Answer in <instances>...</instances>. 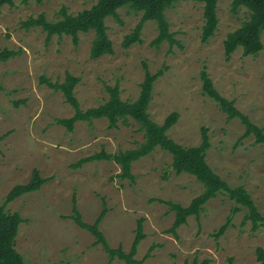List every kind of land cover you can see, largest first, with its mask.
I'll list each match as a JSON object with an SVG mask.
<instances>
[{
	"label": "rangeland",
	"instance_id": "rangeland-1",
	"mask_svg": "<svg viewBox=\"0 0 264 264\" xmlns=\"http://www.w3.org/2000/svg\"><path fill=\"white\" fill-rule=\"evenodd\" d=\"M233 0H218L217 29L206 43L201 41L203 4L180 1L165 11L169 32L176 44L164 41L155 47L156 23L148 21L139 43L125 49V37L133 32L141 13L119 9V20L107 18V36L113 55L90 58L94 33H80L76 44L70 36L47 35L40 27L25 28L29 18L43 14L46 21L90 9L97 0H31L0 9V53L15 56L0 61V205L17 185L31 181L33 171L49 179L39 190L18 197L5 211L23 219L15 250L25 264H127L111 259L88 230L69 217L73 208L81 221L99 223L107 245L130 252L137 221L143 219L144 239L133 256L141 264H257L256 249H264V229L255 232L251 223L241 226L245 211L232 216L223 236L215 232L226 222L234 203L219 194L202 206L198 219L189 217L176 230L168 231L175 214L166 202L188 206L204 191L188 174L176 175L171 155L155 149L132 163L129 179L120 178L121 167L113 161L83 159L105 152L117 154L137 149L144 133L132 119L110 127L107 119L77 122L72 131L57 121L74 116L73 107L61 91L43 82L62 84L67 75L77 78L73 92L80 110L104 105L107 88L117 86L122 102L134 103L141 91L146 66L151 75L162 70L153 84L147 113L162 125L172 113L179 118L167 132L175 143L199 146L206 130L210 147L206 163L230 187L242 186L258 211L264 214V145L254 137L243 138L245 126L226 115L204 95L200 74L205 71L216 91L250 122L264 132V31L262 51L244 56L241 47L229 59L224 41L248 20L241 7L232 12Z\"/></svg>",
	"mask_w": 264,
	"mask_h": 264
},
{
	"label": "trees",
	"instance_id": "trees-1",
	"mask_svg": "<svg viewBox=\"0 0 264 264\" xmlns=\"http://www.w3.org/2000/svg\"><path fill=\"white\" fill-rule=\"evenodd\" d=\"M15 0H0V9L3 6H13ZM22 4H27L31 0H19ZM37 4H41L42 0H33ZM180 1H193L203 4V17L205 23L201 41L206 43L213 37L217 29V2L218 0H97V3L90 9L83 10L76 15L67 14L62 9L61 14L63 18L55 22L46 21L43 14H40L36 19L29 18L23 23L27 29L40 27L46 33L47 39L52 36L62 37L70 36L74 43L77 42V35L80 33H94L90 49V58L98 59L105 55H113L111 42L107 36V27L105 20L113 18L119 20L118 10L127 7L131 11L141 13V18L133 32L127 35L122 43L125 49L131 45L139 43L140 33L146 22L152 21L156 23L158 28V36L153 42L157 48L161 43L167 41L172 46L177 41L173 39V33L169 32V24L165 18V11L171 8L175 3ZM245 8L249 12L247 21L234 32L227 35L224 41L225 56L230 58L231 54L239 47L243 50L244 56L256 57L263 49L261 43V34L264 31V0H233L232 12L238 11L239 8ZM14 52H1L0 61H6L15 56ZM145 77L141 84V91L138 99L134 103L122 102L119 99V91L117 86L107 88L109 99L104 104L97 108L89 109L85 112L80 110V106L74 97L73 89L78 83V79L67 75L62 84H51L43 80L45 84L54 90L61 91L65 97L66 102L73 107L74 116L67 120H58L60 125L65 126L68 131L73 130V126L77 122H91L92 120L105 118L109 122L110 127H116L118 122L126 123L128 119H132L139 125V130L144 133V142L133 150L119 152L117 154H108L101 152L93 155L87 159H83L74 164L73 167H78L84 162L94 160L113 161L121 167L120 178L129 179L131 182L134 177L131 175V166L148 155L155 149L171 155L172 169L176 175L183 173L193 176L197 182L202 184L203 193L194 198L191 203L183 207L179 204L166 202L169 209L175 214L174 222L169 233L175 237L176 230L187 223L189 217L199 218L203 211L202 206L209 200L216 198L217 195L222 194L234 203L230 215L226 218V222L215 232L214 237L219 238L224 235L231 224L232 216L245 211L244 218L241 222L243 226L246 222L251 223V230L255 232L259 229H264V214L260 213L250 195L244 190L242 186L230 187L225 181L219 178L213 170L206 163V152L210 144L206 130H203L201 135V143L199 146L185 148L169 137L167 132L176 124L179 115L177 113L170 114L162 125H157L152 122L147 113L149 103L151 101V94L154 82L163 75L160 70L156 74L151 75L144 66ZM202 81V90L205 96L212 100L218 108L223 112L227 121L239 119L245 126V133L243 138L253 136L255 143L264 145V132L262 129L253 125L250 120L244 116L234 106V101H229L222 97L214 88L212 81L209 79L207 73L202 71L200 74ZM49 182V179L41 178L38 171H33L31 181L26 185L15 186L6 196L2 205H0V264H25L22 256L15 250V241L18 234V229L23 219L17 213H8L5 207L10 202H13L20 196L36 192L42 185ZM106 211L103 210L98 220L93 225H87L81 221V217L76 209L73 208L72 219L77 226L88 230L95 236L97 242L102 244L104 250L109 254L111 259H123L127 264H141L135 261L133 256L136 252L137 245L144 239L142 233L143 219L137 221V228L135 239L132 243L130 252L128 254L122 253L120 248L111 249L108 247L102 233L99 231V223L105 216ZM257 264H264V249H256ZM203 262L201 264H207Z\"/></svg>",
	"mask_w": 264,
	"mask_h": 264
}]
</instances>
